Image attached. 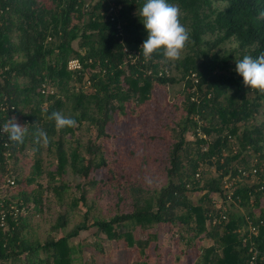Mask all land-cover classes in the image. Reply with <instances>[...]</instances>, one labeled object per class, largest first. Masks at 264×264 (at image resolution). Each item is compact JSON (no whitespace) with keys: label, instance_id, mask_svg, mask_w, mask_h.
I'll list each match as a JSON object with an SVG mask.
<instances>
[{"label":"trees","instance_id":"1","mask_svg":"<svg viewBox=\"0 0 264 264\" xmlns=\"http://www.w3.org/2000/svg\"><path fill=\"white\" fill-rule=\"evenodd\" d=\"M219 1L225 5L215 6L214 0H172L189 32L188 52L175 64L178 77L162 67V50L154 51L150 59L134 52L147 35L138 15L144 0H0V127L15 119L25 129L19 142L0 131V183L12 176L8 157L18 160L31 148L32 171L15 178L21 198H16L15 184L7 188L12 200L30 206L27 185L38 177L35 173L47 179L33 189L41 207L48 191L64 200L62 191L71 186L65 178L69 166L83 178L77 183L80 195L70 205L87 207L68 232L44 241L25 237V213L14 229L9 217V230L0 227V261L24 257L26 264H91L78 259L86 245L73 239L96 226L100 241H116L138 254L131 264H158L154 235L135 232L155 223L170 224L175 240L194 248L196 261L187 264H251V244L264 251V123L248 124L264 109V91L246 86L235 71L236 59L264 53V0ZM206 35L211 38L205 39ZM228 40L238 46L223 53L221 45ZM74 58L80 60V68L69 67ZM180 81L185 82L178 106L180 138L170 150L168 182L151 197H138L133 209L108 219L94 217L90 223L88 191L103 180L96 172L106 168L116 179L115 168L99 152L94 130L98 138L108 136L107 126L115 115L125 116L129 107L144 105L155 84ZM44 87L55 91L43 92ZM53 111L74 118L75 124L57 127L50 115ZM82 129L90 134L87 142L77 137ZM44 150L55 154L46 166ZM253 154H258L254 163ZM205 165L215 166L217 173L209 174ZM254 166L256 180L237 181L231 202L225 177L237 175L240 167ZM196 194H200L197 201ZM214 198L221 206L210 208L208 202ZM65 215L54 230L66 226ZM246 215L257 224V231L245 241L239 230ZM207 239L212 243L204 246ZM98 248L105 253L103 244ZM186 255H190L187 248ZM180 261L176 254L173 264ZM257 264H264V257Z\"/></svg>","mask_w":264,"mask_h":264},{"label":"rangeland","instance_id":"2","mask_svg":"<svg viewBox=\"0 0 264 264\" xmlns=\"http://www.w3.org/2000/svg\"><path fill=\"white\" fill-rule=\"evenodd\" d=\"M214 5L223 7L225 3L214 0ZM181 22L187 27L186 22L183 20ZM11 35L14 40H17V33L13 31ZM208 38L211 36L206 35L205 39ZM236 46L238 43L235 40H228L221 45V50L224 53ZM187 52L188 48L185 47L180 58L184 57ZM176 61L177 59L173 60L165 56L161 62L168 74L179 77L181 73L176 68ZM184 91V81L166 85L155 84L152 97L144 105L135 108V110L129 107L125 116L115 115V119L110 121L107 126L108 136L98 138L97 132L94 130L93 138L101 145L99 152L115 168L116 179L111 177L106 168L96 172L97 178L103 180H100L97 186L89 188L88 191V204L92 211L90 223L94 221V217L108 219L116 212L133 209L138 197L149 198L155 189L168 182L166 169L169 165L172 144L180 138V127L177 124L180 118L178 106L184 99ZM263 123L264 109L262 108L248 124L251 126L252 124L263 125ZM80 133L77 137H80L83 142H87L90 136L88 131L82 129ZM77 137L74 142L78 141ZM188 138H193V135L189 134ZM31 153L32 149L27 148L18 160L9 156L6 160L9 174L14 178L19 174L23 176L30 174L33 163ZM258 154L251 156L252 163L255 162ZM43 157L45 166L50 160H55V154L48 150L43 151ZM143 160H146L147 163L143 164ZM142 165H147L148 168L141 170ZM204 168L209 174L217 173L213 165H205ZM2 173L0 171V175ZM35 175L38 176L35 180L28 185L25 183L31 199L30 206L27 207L24 214V235L30 241L36 239L44 241L50 235L58 237L68 232L75 223L83 218L87 207L83 203L76 207L70 205L73 197L80 195L77 183L83 178L74 174L69 166L65 178L71 183V186L62 191L61 197H64V200L60 199V195L48 191L44 194L42 207L36 202V190L33 189L38 187L39 182L46 184L47 179L45 174L39 176L35 173ZM256 178H251V180H256ZM14 192L17 199L21 198L18 184L14 188ZM199 196L200 194L194 195V199L197 201ZM62 214H66L67 224L63 228L54 230L53 226L59 222ZM173 228L177 233L181 231L179 226ZM97 230V227L93 226L82 231L78 237L73 239L76 244L86 245L82 256L78 255V259L81 257L82 261L91 264H131L136 261L138 256L136 252L126 250L120 243L107 238L100 241ZM135 232L143 236L154 235L153 254L158 259V264H173L176 254H179L181 264L195 263L196 261L194 248L189 245L187 247L184 242L179 243L175 240L173 229L168 223H155L145 229L138 228ZM97 241H99L98 245H104V254L100 252ZM211 243L212 240L207 239L204 241V246ZM156 245H158L157 249ZM186 248L190 252L189 257L186 255ZM0 264H26V259L22 257L11 261H0Z\"/></svg>","mask_w":264,"mask_h":264},{"label":"clouds","instance_id":"3","mask_svg":"<svg viewBox=\"0 0 264 264\" xmlns=\"http://www.w3.org/2000/svg\"><path fill=\"white\" fill-rule=\"evenodd\" d=\"M138 15L147 32L140 45V53L144 58L150 59L154 51L162 50L166 57L179 59L189 38L188 29L180 20L179 5L172 0H144ZM235 71L242 76L246 86L264 91V53L256 57L245 54L236 59ZM50 115L60 128L76 122L60 111H53ZM0 131L6 132L10 140L17 142L23 140L25 133V129L15 119L10 125L0 127Z\"/></svg>","mask_w":264,"mask_h":264},{"label":"built area","instance_id":"4","mask_svg":"<svg viewBox=\"0 0 264 264\" xmlns=\"http://www.w3.org/2000/svg\"><path fill=\"white\" fill-rule=\"evenodd\" d=\"M127 49V48H125ZM134 52H136L137 54L140 53V49L135 50ZM134 60V58H133ZM69 67L71 69H77L81 67V63L80 60L78 58H74L72 60L69 61ZM193 76L196 77L195 73H193ZM197 81V79H196ZM55 90L51 89L48 90L46 87L43 88V92H51L53 93ZM257 172H258V168L256 166L247 169L245 167H240L238 170L237 175L230 177V176H226L225 180H224V185L227 188V194H228V199L232 202L233 200V187L234 184L237 181H252L254 182V180H251V178L257 177ZM197 176L200 175V172L197 171L196 173ZM15 184V178L13 176H8L6 178V180L4 182L0 183V227L2 228V230L4 232H6L7 230H9L10 225L8 222L9 217H11L15 224L11 226V228L14 229V227L16 226V224H18L19 222V215L22 213L26 212L27 207L25 205H21L17 200H12V196L8 195V190L7 188L11 185ZM217 205V206H221L216 199H212L209 202V206L210 208H212L213 205ZM223 217H226V215L223 213ZM241 234L244 237V240H250V238L252 237V234L254 232L257 231V224L254 222V220L252 219V217L250 215H246V223L245 226H243L240 230ZM1 241L2 238L0 237V246H1ZM251 252H252V256H251V264H257V260L258 258L264 257V251H262L256 243H252L251 244Z\"/></svg>","mask_w":264,"mask_h":264}]
</instances>
